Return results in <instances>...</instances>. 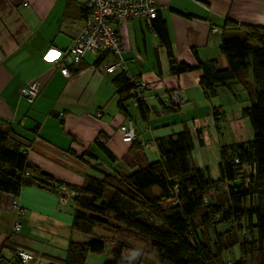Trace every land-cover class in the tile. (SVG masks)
<instances>
[{"label": "crops", "instance_id": "crops-1", "mask_svg": "<svg viewBox=\"0 0 264 264\" xmlns=\"http://www.w3.org/2000/svg\"><path fill=\"white\" fill-rule=\"evenodd\" d=\"M165 21L175 57L190 65L213 62L226 65L220 53L221 29L227 19L264 26V0H155ZM84 0H0V116L12 122L17 133L30 140L27 155L37 166L65 183L81 186L85 173L96 174V163L104 154L95 146L100 132H106L109 148L123 157L133 141H124L119 126L126 120L120 111L112 77L99 64V55L86 52L81 64L69 76L54 67L50 49L67 50L83 28ZM73 16H66V11ZM118 34L128 69L146 85L147 117L133 118L135 139L142 141L149 160L159 159L157 139L191 130L194 158L209 167L213 178L220 175V146L252 139L253 129L242 109L249 104L246 91L235 80L217 87L210 96L200 79L202 69L182 74L170 70L168 49L146 21L129 19L118 25ZM38 78L43 86L33 103L21 95L27 81ZM181 90L186 101L171 108V93ZM114 102L109 113L108 105ZM137 110L135 104H130ZM214 107L224 114L214 116ZM131 117H133L131 115ZM138 120V121H137ZM138 125V128L136 126ZM201 131L204 145L198 142ZM134 139V140H135ZM93 148L97 157L85 151ZM70 150L82 155L79 159ZM75 192H52L25 186L18 196L0 192V253L8 264L18 263L8 247L36 255L29 264H54L49 258H64L71 238ZM18 204L24 213L17 215ZM16 223L21 229L14 233Z\"/></svg>", "mask_w": 264, "mask_h": 264}, {"label": "trees", "instance_id": "trees-1", "mask_svg": "<svg viewBox=\"0 0 264 264\" xmlns=\"http://www.w3.org/2000/svg\"><path fill=\"white\" fill-rule=\"evenodd\" d=\"M81 7L85 21L91 11L85 3ZM69 10L66 16H73ZM159 13L151 20L131 19L146 21L158 35L168 49L172 73L202 69L200 82L208 95L216 94L218 86L230 85L233 80L239 82L249 100L242 114L251 123L253 137L220 146V175L213 178L209 167L200 166L194 158V137L187 125L178 133L157 139L160 156L152 161L144 143L135 137L128 152L118 158L109 148L110 136L100 132L94 144L115 168H101L96 163L98 172L85 173L84 183L78 186L65 183L32 163L27 155L30 140L17 133L10 120L0 116V192L15 197L25 186L52 192L66 187L75 192L71 230L79 237L70 239L64 258H49L54 264H88L89 254L102 253L108 243L110 256L103 264H264V26L227 19L219 46L226 65H190L175 57ZM106 56L107 53L98 56L99 64ZM107 74L112 77L117 105L126 119L133 121L131 102L140 116L147 117L150 108L143 81L130 72L127 64L126 69ZM34 79L38 78L31 80ZM38 80L41 87L32 101L21 91L29 81L21 87V95L29 103L42 90L43 82ZM185 101L175 102L171 93L172 109H178ZM213 113L217 120L223 118L220 108L214 107ZM197 137L203 146L201 131H197ZM70 153L84 159L72 150ZM85 153L98 158L91 147ZM13 211L18 216L24 213L18 204ZM93 214L106 220L94 218ZM16 224L14 233L18 232ZM98 228L113 234L101 235ZM12 240L10 236L8 247L13 258L23 263L17 255L20 247H15ZM136 242L155 249L156 257L141 260L125 253L134 249ZM236 248L237 255L229 257ZM0 264H8L1 253Z\"/></svg>", "mask_w": 264, "mask_h": 264}, {"label": "built area", "instance_id": "built-area-1", "mask_svg": "<svg viewBox=\"0 0 264 264\" xmlns=\"http://www.w3.org/2000/svg\"><path fill=\"white\" fill-rule=\"evenodd\" d=\"M91 13L84 21L83 28L71 47L64 53L59 49H50V53H58L50 58L53 64L64 74L69 76L75 69L86 52L95 54L107 53L102 66L106 73H114L119 69H126L123 57V47L117 33V25L131 18H147L151 20L157 16L162 8L155 0H84ZM144 86V83L143 85ZM41 87L38 79L31 80L22 88V94L32 101ZM173 100L181 103L186 100L183 91L178 90L172 94ZM119 130L124 141H131L135 137V126L132 120H125ZM65 189L66 187H62ZM21 211V210H20ZM21 224L17 223L16 230ZM23 263L35 260L33 252L26 249L17 251Z\"/></svg>", "mask_w": 264, "mask_h": 264}, {"label": "rangeland", "instance_id": "rangeland-1", "mask_svg": "<svg viewBox=\"0 0 264 264\" xmlns=\"http://www.w3.org/2000/svg\"><path fill=\"white\" fill-rule=\"evenodd\" d=\"M132 103L133 102H131L130 104H132ZM114 104L115 103L112 101L107 106L109 113L111 110H113L112 107ZM129 110H130V114L133 116V118L138 117V110L134 109L132 105H129ZM136 126L138 128L137 124H136ZM100 155L102 157L99 159V160H101V162L98 164L99 167L107 168V169L111 168V170L115 168V167H111L112 162L109 160V158H107V155L105 153L104 154L100 153ZM64 190H67V188H65ZM15 205L12 206L13 210L15 209ZM16 226H17V224H16ZM97 230L101 235L113 234V233H109L104 228H98ZM81 235H82L83 239H88V237L86 235H84V234H81ZM238 249L236 248L235 250H232V252H231L232 255H230L229 257H234L235 255H237ZM18 250H21V247ZM110 250H111V246L108 243L106 245L105 251H103L102 253H91V254H89L88 259H87L88 264H103L106 261L107 257L110 256ZM125 253L134 254L136 257H138L141 260L145 259L146 257H148L149 259L150 258L153 259L156 257L155 249H153L152 247L144 246L143 244H140L138 242L135 243L134 249L126 250ZM31 262H33V261H31ZM31 262H29V263H31ZM25 264H28V263H25ZM143 264H147V263L144 262Z\"/></svg>", "mask_w": 264, "mask_h": 264}, {"label": "water", "instance_id": "water-1", "mask_svg": "<svg viewBox=\"0 0 264 264\" xmlns=\"http://www.w3.org/2000/svg\"><path fill=\"white\" fill-rule=\"evenodd\" d=\"M92 216H93L94 218H97V219L106 220L105 217H102V216H100V215L93 214Z\"/></svg>", "mask_w": 264, "mask_h": 264}, {"label": "snow or ice", "instance_id": "snow-or-ice-1", "mask_svg": "<svg viewBox=\"0 0 264 264\" xmlns=\"http://www.w3.org/2000/svg\"><path fill=\"white\" fill-rule=\"evenodd\" d=\"M57 55H58V53H50L49 58H54V57L57 56Z\"/></svg>", "mask_w": 264, "mask_h": 264}, {"label": "bare ground", "instance_id": "bare-ground-1", "mask_svg": "<svg viewBox=\"0 0 264 264\" xmlns=\"http://www.w3.org/2000/svg\"><path fill=\"white\" fill-rule=\"evenodd\" d=\"M48 59H50L49 57H48ZM51 60V59H50Z\"/></svg>", "mask_w": 264, "mask_h": 264}]
</instances>
